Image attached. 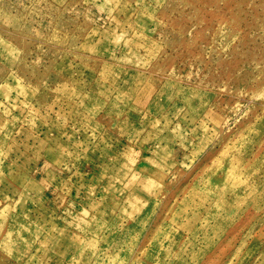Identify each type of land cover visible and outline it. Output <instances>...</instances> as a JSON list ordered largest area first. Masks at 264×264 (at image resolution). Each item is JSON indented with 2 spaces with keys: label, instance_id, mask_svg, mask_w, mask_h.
I'll list each match as a JSON object with an SVG mask.
<instances>
[{
  "label": "rangeland",
  "instance_id": "374dc122",
  "mask_svg": "<svg viewBox=\"0 0 264 264\" xmlns=\"http://www.w3.org/2000/svg\"><path fill=\"white\" fill-rule=\"evenodd\" d=\"M0 264H264V0H0Z\"/></svg>",
  "mask_w": 264,
  "mask_h": 264
}]
</instances>
